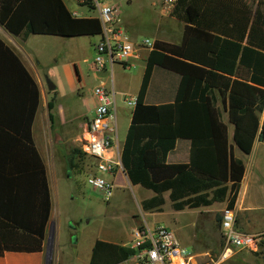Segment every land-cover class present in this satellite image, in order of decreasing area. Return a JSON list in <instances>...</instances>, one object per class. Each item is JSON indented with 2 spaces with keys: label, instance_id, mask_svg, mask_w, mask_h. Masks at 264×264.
<instances>
[{
  "label": "trees",
  "instance_id": "trees-1",
  "mask_svg": "<svg viewBox=\"0 0 264 264\" xmlns=\"http://www.w3.org/2000/svg\"><path fill=\"white\" fill-rule=\"evenodd\" d=\"M241 12L243 18L238 20ZM173 17L185 24L184 41L182 45L156 42L147 60L122 165L132 185L155 193L141 204L144 212H163L166 193H170L176 212L217 203H227L235 210L245 165L234 156L216 98L206 95L217 89L223 96L235 127V145L243 153L252 152L259 135L264 141L259 116L264 107V72L253 68L250 83L234 78L239 54L243 64L252 56L250 49L236 42L237 33L245 35L248 29L246 7L242 3L240 11L238 0H180ZM0 24L23 39L31 35L94 37L102 33L99 19L73 16L63 0H0ZM156 68L183 77L174 105L145 103ZM5 82L10 83L6 96ZM186 87L194 88L189 99L183 95ZM40 103L41 91L35 80L15 51L0 40V256L44 251L51 196L45 165L32 137ZM55 106L53 99L49 111ZM194 108L200 111L192 112ZM179 140L192 142L191 161L168 164L167 157ZM21 208L24 214L17 216L16 210ZM119 253L124 263L134 251L121 248Z\"/></svg>",
  "mask_w": 264,
  "mask_h": 264
},
{
  "label": "crops",
  "instance_id": "crops-1",
  "mask_svg": "<svg viewBox=\"0 0 264 264\" xmlns=\"http://www.w3.org/2000/svg\"><path fill=\"white\" fill-rule=\"evenodd\" d=\"M63 1L69 11L73 14V16L77 18H98L80 14L76 6H70V2H72V0ZM161 1L162 0H156V2L152 4V6L160 7ZM238 3L240 11H242V3H244L246 7L248 29L245 35L242 31L237 33L236 42L240 46L250 49L252 51V56L248 57L246 63L243 64L241 62L242 55L241 53L239 54L238 65L234 78L241 82L250 83L254 74L253 68H258V72L260 73L264 72V0H238ZM141 11L143 14H140V12L135 10L134 12L136 13H130L127 17L122 16L121 11V21L119 23V26L126 32L131 41L140 42V40L150 39L153 40L155 44L156 42L160 41L173 45H182L185 36L184 23L180 22L173 16L168 18L163 16L161 13L160 16H157L155 13H150L149 10H146L143 7H141ZM242 18V12L240 14L238 13V20ZM39 36L64 39L63 37L44 35H31L26 39H23L21 37L12 35L0 24V40L4 41L15 51L41 91V103L33 123L32 137L45 165L51 196V213L47 227V239L43 252H6L3 256H0V264H60L55 238V230L57 225L59 224V213L55 206V198L57 197L56 182L57 180L60 181L62 178L66 177L72 178L74 177V175L83 174L85 176H88L91 171L86 164L84 155H81L79 153V148L81 146V134H85L88 123L93 117L88 118L86 114L78 112V106H72L71 108L60 110L58 104L59 86L56 83V79L55 77H53V75H51V72L49 74L45 72L40 57L31 48L32 39ZM151 52L152 51L148 49L142 50L140 59L134 63L133 67H136L137 63L141 64V68L139 67L141 69V72H139L138 76L135 78H130V80L135 79L134 84H130L127 89H120V87H117L119 88V90L117 89L116 96L120 95L124 97L125 104V97H131L137 100L146 71L147 60ZM118 65H122V67L125 69L127 68L125 64L122 63H116L113 66L110 65L109 67L111 68L112 72H115ZM109 67L107 66L106 70L104 71H98L95 69L96 77L99 80L104 78ZM47 77L56 86L55 91H51L49 89L46 80ZM182 80L183 77L177 73H173L160 68L154 69L145 98V103L150 106L174 105L181 89ZM18 82L20 81L16 80V83ZM5 83L4 93L6 96V89H8V85H10V83ZM101 85H107V83L102 82ZM205 85L206 83H203L202 88ZM24 86H27L26 82ZM114 88L116 90L115 80ZM193 94L194 88H184V97L189 99ZM200 95L201 92L199 93V96ZM77 96L85 99V97H83V92L80 90L78 91ZM208 96L216 98V108L220 110L222 114V121L228 127L229 144L233 147L234 156L235 158L242 160L245 165V176L241 183L240 192L235 206V212L237 215L236 229L243 234L252 236H264V141L260 139L259 135L255 140L252 152L250 154L243 153L235 145V127L230 123L229 108L227 104H225L223 96L217 89L211 91V93H207L206 97ZM28 98L29 100H31L30 84H28ZM53 99H55L56 106L54 111L50 112L48 105ZM92 99L93 110L91 111V113L94 116L97 104L95 95H93ZM226 100H228V94ZM86 102L88 103V100ZM30 104L31 103L29 102V105ZM127 106L130 111L129 115H124L122 109H120V114L118 115L116 97L115 105L112 110L114 123L117 128V135L114 141V146L121 155V158L127 135L132 125L133 112L135 110V108L129 105ZM194 109L195 110H193L192 112L200 111L197 110L198 108ZM51 114L53 115V120H51ZM25 115L29 116L30 112H25ZM259 116L262 128L264 127V107ZM121 130L123 131L122 139H120L119 134ZM191 155L192 142L187 140H179L176 143L174 151L168 155L167 163L171 165L188 164L191 161ZM108 177L112 178V180L110 181L114 182V184L116 185V189L124 188L127 186L140 189V195L142 199L141 204L144 201L155 197V193H153L152 191L144 189L141 186L132 185L124 171L123 165L117 173L112 174L111 176L109 175ZM165 199V206L169 205L172 209L170 193L165 194ZM223 204L228 207L227 203ZM205 209L206 208L192 210L186 209L184 211H180L179 213L186 211H196L200 212L204 218ZM23 214L24 213L22 211V208L16 210L17 216H21ZM149 214L152 216L159 213ZM204 220L207 219L204 218ZM142 224L144 223L135 219V222L133 223L129 231L130 239L132 230L135 227L141 226ZM220 239L223 240L222 235ZM109 242V245L106 247L104 246V248L100 244L102 243L101 241H97L95 243L94 246L96 247L92 253L90 264H124L122 262L119 250L121 248L127 247V244L125 245L121 242L113 241ZM261 244L259 245V247L261 246ZM100 251H103V255L100 254Z\"/></svg>",
  "mask_w": 264,
  "mask_h": 264
},
{
  "label": "rangeland",
  "instance_id": "rangeland-1",
  "mask_svg": "<svg viewBox=\"0 0 264 264\" xmlns=\"http://www.w3.org/2000/svg\"><path fill=\"white\" fill-rule=\"evenodd\" d=\"M110 1L120 6L124 17L135 10L143 14L141 7L157 16L161 13L159 6H152L156 0ZM74 2L75 0H72L70 6H76L80 14L98 17L97 12L79 7ZM99 41L100 36L76 39L39 36L32 39L31 48L40 57L45 72L47 74L51 72L59 86L60 110L78 106V112L92 118V97L102 82L111 87L115 80L116 91L119 90L117 87L127 89L135 82V79L130 78L137 77L141 72L140 63L131 69L118 65L115 72H112L108 65L107 74L99 80L94 65L97 57L95 47ZM79 90L83 92L85 99L77 96ZM116 97L118 115L120 109L124 115H129L130 111L124 103V97L120 95ZM119 134L122 139L123 131L121 130ZM83 136L82 133L80 139ZM106 179L112 180L108 176ZM56 184L55 206L59 213V224L55 230V238L60 264H90L97 241L102 242L100 244L103 248L109 245V241H113L127 244L125 248L129 249V231L135 219L148 223L150 227L165 226L173 231L180 244L198 257L199 263L212 264L220 261L225 248L223 240L220 239V219L226 207L223 203L205 209L204 218L207 220H204L200 212L179 213L173 211L169 205L164 207L163 212H154L159 214L151 216L142 210L141 191L136 187L118 188L113 198L106 201L101 193L88 185L87 176L83 174L62 178L60 181L57 180ZM100 254L103 255V251H100ZM225 264H264V241L256 254L250 251H235L233 257Z\"/></svg>",
  "mask_w": 264,
  "mask_h": 264
},
{
  "label": "built area",
  "instance_id": "built-area-1",
  "mask_svg": "<svg viewBox=\"0 0 264 264\" xmlns=\"http://www.w3.org/2000/svg\"><path fill=\"white\" fill-rule=\"evenodd\" d=\"M80 7L98 13L102 26L100 41L96 45L97 57L95 69L106 70L108 65L125 64L132 68L140 59L141 51L155 49V42L145 39L133 42L119 26L121 9L110 0H75ZM180 0H162L161 14L172 17ZM94 95L97 99L93 118L88 123L86 132L80 140V151L88 161L91 170L87 176L88 185L101 193L106 201H110L116 190V185L107 176L117 173L122 168V158L114 146L117 128L114 123L113 107L116 90L114 81L111 87L99 86ZM127 105L135 108L137 100L125 97ZM106 177V178H105ZM237 215L235 210L225 207L221 216V235L224 241V251L220 261L212 264H225L235 251H250L257 253L264 236L243 234L236 229ZM134 254L124 263L127 264H199L197 256L188 248L182 246L173 231L165 226L150 227L147 223L135 227L128 243Z\"/></svg>",
  "mask_w": 264,
  "mask_h": 264
},
{
  "label": "water",
  "instance_id": "water-1",
  "mask_svg": "<svg viewBox=\"0 0 264 264\" xmlns=\"http://www.w3.org/2000/svg\"><path fill=\"white\" fill-rule=\"evenodd\" d=\"M46 80H47V84L49 86V89L51 91H55L56 90V86L53 84V82L48 77L46 78ZM74 242H76V239L74 240Z\"/></svg>",
  "mask_w": 264,
  "mask_h": 264
}]
</instances>
